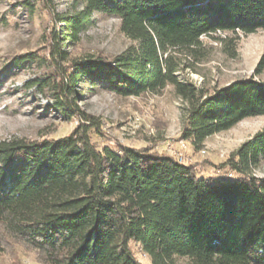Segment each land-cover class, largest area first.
I'll list each match as a JSON object with an SVG mask.
<instances>
[{"label": "trees", "instance_id": "obj_1", "mask_svg": "<svg viewBox=\"0 0 264 264\" xmlns=\"http://www.w3.org/2000/svg\"><path fill=\"white\" fill-rule=\"evenodd\" d=\"M81 2L56 20L61 33L53 32L49 56L63 63L58 79L28 85L49 89L56 112L80 123L60 139L0 142V251L12 241L35 251L37 264H141L134 244L152 264H264V178L254 175L264 127L217 167L226 176L199 177L195 166L151 149L98 146L101 123L77 99L85 85L121 98L170 86L186 103L181 140L199 151L211 136L264 116V82L211 90L180 74L203 58V37L264 31V0ZM95 13L119 19L133 45L112 58L63 51L60 42L78 43ZM37 61L28 54L13 65ZM263 70L264 54L256 72Z\"/></svg>", "mask_w": 264, "mask_h": 264}, {"label": "rangeland", "instance_id": "obj_2", "mask_svg": "<svg viewBox=\"0 0 264 264\" xmlns=\"http://www.w3.org/2000/svg\"><path fill=\"white\" fill-rule=\"evenodd\" d=\"M81 8V0H0V142L13 138L60 139L78 128V119L65 120L53 108L49 89L41 92L28 85L47 75L58 79L63 63L50 60L49 56L54 46L53 32L61 33V24L56 20ZM92 21L80 34L78 43L60 42L62 50L72 57L100 54L112 58L133 45L121 33L116 17L95 13ZM215 38L233 40L223 43ZM202 43L203 58L190 60L193 67L180 74L183 80L211 90L242 79L264 82V70L256 72L264 54V31L249 35L241 31L218 33L203 37ZM28 54H34L38 61L21 68L13 65L17 57ZM82 87L77 98L80 107L101 123L102 135L93 136L94 143L151 149L195 166L199 177L226 176L228 171L217 175V167L264 127V116L246 119L229 131L211 136L197 151L181 140L186 103L172 87L138 98H121L87 85ZM254 175L264 178V161ZM132 250L141 264H152L138 246L132 244ZM0 264H37V253L21 244L4 241ZM175 264L191 262L177 258Z\"/></svg>", "mask_w": 264, "mask_h": 264}]
</instances>
